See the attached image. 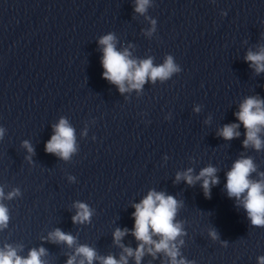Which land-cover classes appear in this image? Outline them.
Here are the masks:
<instances>
[{
    "label": "clouds",
    "instance_id": "obj_1",
    "mask_svg": "<svg viewBox=\"0 0 264 264\" xmlns=\"http://www.w3.org/2000/svg\"><path fill=\"white\" fill-rule=\"evenodd\" d=\"M148 0H137L136 11L143 13ZM114 37L109 34L104 36L99 41L104 45L102 66L105 69L103 77L119 86L121 92L125 91L124 82H130L131 87L139 88L146 81V78H151L155 81L157 78L165 79L172 72L177 71L172 63V58L168 57L164 65L153 67L151 59L141 62L139 65L135 61L128 59V53L118 52L113 44ZM247 61H251L256 65V72L264 71V50L259 53L249 52L246 56ZM264 102L256 98H248L240 106V111L236 116L240 122L243 123L247 129L246 140L244 145L247 146L251 142L256 149L261 147V140L258 138V133L261 130L260 126H264ZM239 127L238 124L225 125L218 133L225 140H231L239 133L235 131ZM2 134V132H0ZM29 152L32 151L31 147L25 142ZM75 150L74 148V133L73 129L68 126L67 121L61 119L55 128V134L51 140L45 145V151L48 153L58 154L63 159H68L70 154ZM254 165L251 159H240L236 161L232 169L227 173L226 189L229 197H236L239 199L241 194L247 190V195L243 200V206L248 213L251 223L255 226H264V183L252 182L248 179L249 174L254 171ZM216 169L209 166L201 170L195 180L203 178L202 187L205 190L206 197L210 196V185L218 183L216 177ZM192 169L183 174L184 180L189 184L194 183V178L191 175ZM177 180L181 179V174H177ZM14 193L9 194V198ZM3 196V191L0 190V197ZM77 215L73 216V222L87 221L91 215L89 208L86 204L78 203ZM135 212V227L133 235L137 240L143 243L139 245L135 252L137 264H139L140 257L143 255L144 245L152 244L156 251H165L172 257V264H185L183 260L177 262V251L174 246L169 247V241L174 240L180 234V225L174 223V217L177 211V201L172 196H165L164 193L149 192L147 197L139 204L134 205ZM8 220L7 209L0 205V225H3ZM151 230V232H150ZM127 230L121 231L117 229L114 233V238L118 242ZM152 234H157L162 239L157 243L152 240ZM210 235L216 238V233L212 232ZM50 238L54 241L66 242L72 245L74 238L69 234H65L60 229H56L54 233L50 234ZM151 251V249H149ZM127 255H133V251L128 248L125 249ZM44 254V249L39 251L33 249L27 259H22L17 256L14 250L8 252H0V264H43L40 257ZM77 254L82 255L88 262L92 264L95 258L93 249L87 246H81L77 249ZM74 257L67 261V264H74ZM122 264H127L126 258H121ZM260 264H264V257L259 258ZM84 264V261H80ZM103 264H118L113 257H107L103 260Z\"/></svg>",
    "mask_w": 264,
    "mask_h": 264
}]
</instances>
